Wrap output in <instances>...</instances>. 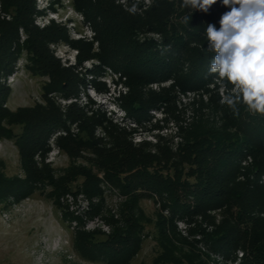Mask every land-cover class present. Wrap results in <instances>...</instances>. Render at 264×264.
<instances>
[{
    "label": "rangeland",
    "instance_id": "obj_1",
    "mask_svg": "<svg viewBox=\"0 0 264 264\" xmlns=\"http://www.w3.org/2000/svg\"><path fill=\"white\" fill-rule=\"evenodd\" d=\"M14 1L0 0V38L16 19ZM28 1L33 12L27 26L18 27L8 65L0 44V264H248L244 247L229 254L213 247L211 234L225 220L234 224L232 212L217 208L180 216L167 192L140 187L128 193L122 187L138 160L151 173H172L157 162L163 164L165 150L178 160L197 124L209 130L211 142H220L243 136L247 117L257 122L264 116L243 104L237 115L222 104L214 75L197 89H183L192 56L208 42L203 31L183 23L190 10L182 0ZM133 3L135 14L127 11ZM85 5L92 7L89 14L80 8ZM147 25L181 36L178 76L143 83L133 75L141 62L131 49V30L142 41L161 34L148 32ZM48 26L49 33L43 31ZM34 35L60 66L38 61L28 43ZM131 103L142 106L135 117L127 111ZM56 111L64 125L33 151L31 139L42 141L38 122ZM147 154L150 159L142 161ZM254 162L251 153L244 155L238 179H245ZM117 171L120 181L114 179ZM14 178H27L32 191L20 192ZM63 185L67 189H57ZM94 186L97 192H89ZM256 214L264 219V207ZM105 243L117 250L116 260L100 256Z\"/></svg>",
    "mask_w": 264,
    "mask_h": 264
},
{
    "label": "trees",
    "instance_id": "obj_2",
    "mask_svg": "<svg viewBox=\"0 0 264 264\" xmlns=\"http://www.w3.org/2000/svg\"><path fill=\"white\" fill-rule=\"evenodd\" d=\"M13 4L16 6V19L8 29L2 32L0 38V44L4 46V57L9 59L6 65L12 61L9 47L16 40L18 27L27 26L29 16L33 12V3L28 0H16ZM80 8H84L83 10L88 14L92 10V7L87 5ZM229 10L222 6L218 0L207 13L198 10L193 12L189 23L199 31H203L205 35L206 28L210 23L219 29L221 15ZM165 23L164 21L162 25H166ZM50 27L44 28L43 31L49 33ZM146 29L148 32L157 31L161 34L159 38L146 36L142 41L135 35L134 29L131 30V49L141 62L138 65V72L133 75L141 78L143 83L169 78L172 74L178 76L180 72H183L181 67L183 56L179 55L177 50L182 45L181 36L177 32L175 34L167 33L164 28H157L154 25H147ZM63 35L65 38V34ZM35 36H31L28 43L30 49L36 51L40 57L38 61L47 63V67L55 65V63L60 66L56 60L51 61L47 58L49 56L44 51L42 52L40 41L35 39ZM214 56L215 52H208L207 48L195 51L192 56L195 58L192 71L182 82L180 78L178 79L182 83L183 89H197L213 77L208 74V67ZM86 57L92 56L87 55ZM62 88L64 86H53V90ZM127 107L128 113L134 117L142 108V106H132V103ZM42 118L46 119L45 123L39 121L37 126L42 125L37 134L39 138H42V141L32 144L33 139H31L29 142L30 145H33V151L44 146L45 139L54 127L64 125L58 111L55 114L43 115ZM258 119L260 120L257 122L253 120L252 116L247 117L244 122H241L243 120L240 119V122L244 123L245 130L241 132L243 136H228V138H222L220 142H211L209 130L206 131L203 125L197 124L185 136V141L177 153L178 160L172 157L171 151L165 150L162 156L165 159L163 164L160 161L157 162L161 168L173 169L172 173L170 171L164 175L151 173L147 170V166H142L143 162L138 160L136 161L137 170L131 169L132 172H130L132 179H128L129 182L122 185L124 191L129 193L140 187H148L159 192H167L173 201V212L180 216L203 213L217 208H224L232 212L234 224L229 225L228 220H225L211 234L212 242H214L213 247L226 254L244 247L251 256L248 264H264V219L256 214L257 209L264 207V183L261 182L264 180V116L260 115ZM30 131L27 130L22 135L25 140L31 135ZM247 153H251L255 157V162L248 170L249 173L246 174L245 179H238L242 175L243 169L241 160ZM143 157L142 161L150 159L148 154ZM115 164L120 166L122 163L116 162ZM119 172L114 173V179L118 181L121 180ZM191 177L194 179L193 181L190 179ZM13 181L19 183L20 192L23 191L25 194L32 191L27 178H14ZM57 189H67V187L63 185ZM97 190L96 186L88 189L89 192H97ZM233 206L238 207L235 213L232 211ZM244 225L246 229H244ZM260 232L262 233L260 234ZM115 241L116 238L106 242L113 243ZM112 243L100 245V256L116 260L117 256L112 254V251L115 250L117 253V250L112 248Z\"/></svg>",
    "mask_w": 264,
    "mask_h": 264
},
{
    "label": "clouds",
    "instance_id": "obj_3",
    "mask_svg": "<svg viewBox=\"0 0 264 264\" xmlns=\"http://www.w3.org/2000/svg\"><path fill=\"white\" fill-rule=\"evenodd\" d=\"M217 2L182 0V7L190 10L183 23L189 24L194 11L207 13ZM220 2L230 10L221 15L219 29L211 23L206 28L207 51L215 52L208 74L220 86L221 103L235 114L240 104L252 113L264 114V0ZM127 11L135 14L138 3Z\"/></svg>",
    "mask_w": 264,
    "mask_h": 264
},
{
    "label": "built area",
    "instance_id": "obj_4",
    "mask_svg": "<svg viewBox=\"0 0 264 264\" xmlns=\"http://www.w3.org/2000/svg\"><path fill=\"white\" fill-rule=\"evenodd\" d=\"M50 16H52V17H54V18H56L53 14H49ZM43 18V17H42ZM242 256L244 255V253L242 252V254H241Z\"/></svg>",
    "mask_w": 264,
    "mask_h": 264
}]
</instances>
